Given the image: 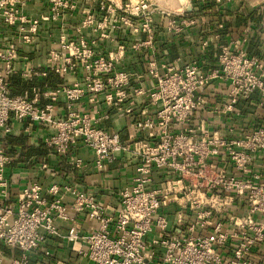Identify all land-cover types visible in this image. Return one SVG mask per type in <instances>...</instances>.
<instances>
[{"label":"built area","instance_id":"built-area-1","mask_svg":"<svg viewBox=\"0 0 264 264\" xmlns=\"http://www.w3.org/2000/svg\"><path fill=\"white\" fill-rule=\"evenodd\" d=\"M86 1H94L101 16L92 5L88 6L75 37L61 35L58 49L47 55V72L64 77L80 69L82 80L41 94L50 101L42 108L37 106V94L32 99L27 93L11 96L9 78L15 73L19 51L0 43V133L11 132L10 120H27L49 127L51 135L46 144L59 156L81 143L93 151L97 168L127 153L139 164L131 186L119 193L120 210L115 215L107 214L91 194L69 186L52 185L44 191L34 183L24 188L13 208L0 207V242L18 250L21 257L4 262L0 252V264H28L27 255L47 236L61 237L57 221L69 224L63 237L68 244L86 245V251L79 253L91 264H255L252 252L260 246L264 252V122L246 127L235 138L210 135L203 124L193 127L191 122L195 112L204 109V92L215 80L228 84L227 102L215 108L220 115L237 116L238 101H246L255 93L264 111V69L259 59L242 50L232 53L222 46L217 67L208 74L193 63L178 68L175 64L159 66L153 59L147 65V74L155 86L148 91L140 87L129 91L132 82L140 83L143 76L118 68L127 50L153 52L155 15L167 21L169 33L179 34L183 28L204 20L211 6L222 9L233 0H188L191 18L184 10H162L148 0H127L120 5L108 0ZM26 5L25 0H0V36L3 27L12 29L21 46L36 41L42 23L60 22L77 7L75 0H47L44 13L30 16L24 12ZM122 29L144 35L145 40L129 47L117 44L116 51H108L107 56L93 50L100 40L113 42L109 32ZM222 29V25L217 26V30ZM84 30L97 38L85 39ZM243 35L245 42L246 31ZM208 45L207 40L202 42L203 47ZM47 72L24 69L19 76L33 82L46 78ZM130 95L143 97L156 109L153 119L142 118L132 126L145 132L152 143L122 141L118 134L99 128L101 119L78 110L80 99L88 96L91 103L101 98L128 114L125 104ZM59 97L66 101L63 120L53 117V103ZM11 161L0 147L2 201L7 199L9 178L5 170ZM155 170L163 171L165 180L151 189ZM64 196L73 198L71 211L86 212L88 219L96 222L88 235H80L79 224L63 204ZM171 206H175L173 223L177 227L185 225L186 235L169 231L163 211ZM148 236H152L157 250L148 246Z\"/></svg>","mask_w":264,"mask_h":264},{"label":"crops","instance_id":"crops-1","mask_svg":"<svg viewBox=\"0 0 264 264\" xmlns=\"http://www.w3.org/2000/svg\"><path fill=\"white\" fill-rule=\"evenodd\" d=\"M27 1L24 12L30 16H38L47 9V0H25ZM127 0H108L109 3L123 4ZM135 1V0H131ZM153 6L170 12L184 10L188 16V0H148ZM77 7L75 12L68 13L64 19L57 23H42L36 41L29 46H21L17 43L12 29L3 27L1 29L0 43L3 47H13L19 51V58L14 64L15 73L9 78L10 94L12 97L22 96L27 93L29 99L34 94L39 95L38 107L49 104V100L41 96L46 91L60 89L63 86L70 87L79 83L83 75L78 69L74 74L64 77L47 72V55L50 50L58 49V40L61 35L68 39L75 37V30L83 19V10L92 5L96 13L101 16L94 1L75 0ZM181 12V11H180ZM191 16V17H190ZM166 20L159 15L154 16L153 28L155 31L153 52L142 50L134 52L127 50L118 68L131 74L142 75L140 83L132 82L131 91L140 87L145 91L153 89L155 82L147 74V65L155 60L159 66L164 64H175L178 68L184 64H196L201 71L208 74L217 67V56L219 48L228 47L234 53L244 51L249 56L259 59L261 68L264 69V0H233L222 9L211 6L209 13L204 15V20L197 21L196 25L183 28L179 34L169 33L166 29ZM222 25V30L217 26ZM246 31V41L242 42L243 33ZM218 39H215V35ZM82 35L87 40L97 38L89 30H84ZM109 40H100L93 50L98 54L107 56L109 52L116 51L117 44L129 47L135 42L145 40L144 35H135L129 29L120 32H109ZM207 40L209 45L202 46ZM24 69L46 71L47 76L36 79L32 84L23 81L19 73ZM134 81V80H133ZM228 84L224 81L215 80L211 82L203 95L205 107L197 110L192 119V126L203 124L205 130L214 136L237 137L246 127L260 125L264 122V111L260 106L257 93L248 100H239L235 109L237 116L220 115L216 112V106L227 102ZM100 100L91 103L90 98L85 96L78 102V110L87 113L91 117L101 119L99 128L109 134H118L122 141L130 142L142 140L152 143L147 139L145 132L132 128L134 122L142 118H154L155 107L147 104L143 97L130 95L126 107L130 112L125 114L116 110L114 106ZM66 101L59 97L53 103V117L63 120L66 117ZM8 126L11 128L9 134L0 133V147L12 160L6 167L5 173L9 178L7 199L0 200V207L13 208L17 195L31 184L37 183L45 191L52 185L59 187L69 186L82 193L91 194L96 202L106 210L107 214L115 215L120 210L119 193L122 189L131 186V181L138 166V160L131 154H121L112 163H104L101 167L95 166L93 151L81 143L70 146L66 155L59 156L48 147L46 141L51 135V130L45 125L31 123L24 120L21 123L10 120ZM233 129V132L228 130ZM77 161L80 164H77ZM264 170V162L263 167ZM165 180L164 172L155 170L152 174L151 189L157 188ZM49 200L50 198L47 197ZM63 204L69 209L80 226V235L86 236L95 229L96 222L90 221L86 212L74 213L70 210L73 204L72 196H64ZM175 206L163 211L167 217L169 231L176 235H186L185 225L177 227L172 220ZM55 226L61 237L47 236L39 247L27 255L28 264H91L79 252L86 251V245L82 242L73 247L68 244L64 236L67 235L69 224L55 222ZM203 234V232H198ZM151 237H147L149 247L152 245ZM261 246L252 252L255 264H264V252ZM0 252L4 262L19 259L21 253L10 249L0 242ZM257 260V261H256Z\"/></svg>","mask_w":264,"mask_h":264},{"label":"trees","instance_id":"trees-1","mask_svg":"<svg viewBox=\"0 0 264 264\" xmlns=\"http://www.w3.org/2000/svg\"><path fill=\"white\" fill-rule=\"evenodd\" d=\"M27 83L32 84L33 82H27Z\"/></svg>","mask_w":264,"mask_h":264}]
</instances>
